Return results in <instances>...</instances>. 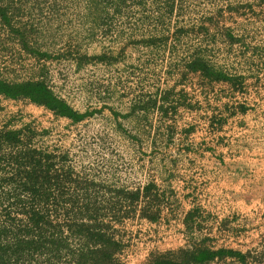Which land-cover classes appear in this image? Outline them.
<instances>
[{
    "label": "rangeland",
    "instance_id": "1",
    "mask_svg": "<svg viewBox=\"0 0 264 264\" xmlns=\"http://www.w3.org/2000/svg\"><path fill=\"white\" fill-rule=\"evenodd\" d=\"M165 2L128 0L117 8L116 0H1L11 21L0 19V79L44 81L75 110L91 113L75 122L0 94V131L23 129L29 147L52 155L59 182L39 186L78 193L77 205L86 193L100 207L126 205L114 190L151 181L169 191L159 221L139 217L141 198L135 217L115 225L122 262L145 264L151 252L208 236L213 247L250 250L249 264H264V0H176L171 15L162 13ZM177 26L188 31L179 39ZM196 26L210 30L196 34ZM195 53L233 80L182 69ZM102 54L106 61L97 59ZM174 86L190 107L174 111L166 103L168 118L160 102L139 108ZM11 152L0 145V246L7 253L18 235L27 237L19 213L27 207L16 201L22 184L9 179ZM68 196L63 207L76 203ZM196 206L202 230L188 234L183 220ZM6 258L2 264H16Z\"/></svg>",
    "mask_w": 264,
    "mask_h": 264
},
{
    "label": "trees",
    "instance_id": "2",
    "mask_svg": "<svg viewBox=\"0 0 264 264\" xmlns=\"http://www.w3.org/2000/svg\"><path fill=\"white\" fill-rule=\"evenodd\" d=\"M127 1L116 0V7L124 6ZM165 1V11L162 13L173 14L176 10V0ZM0 19L4 24H10L8 7L2 6V4H0ZM185 29V26H177L174 32L175 37L179 39L182 33L188 32ZM204 30L209 31L210 29L207 26H196L194 31L199 34ZM229 39L233 42L236 41L232 35L229 36ZM161 41L166 42L167 38H162ZM97 59L106 61V55L97 56ZM185 67L201 72V75L208 79L211 78L213 81L233 80L222 72H215L213 68L202 61V55L199 53H195L193 60L184 65L182 69ZM184 74L182 72V77ZM0 94L14 99H29L33 103L43 105L55 114L70 118L75 122L82 121L91 113L75 110L64 98L52 93L44 81L7 82L0 79ZM182 94L183 90L177 92L174 86L170 90L156 93V96L152 98L150 96L148 100L141 103L139 108L147 111L149 106L156 107L160 102L158 108L161 118H168L172 112L165 106L166 103H170L172 105L170 107L174 111L180 105L190 107L186 94L183 96ZM133 110L135 111L136 107ZM188 129L186 128V131ZM24 132L23 129L0 131V145L3 144L13 150L7 156V161L15 165L16 172L9 179L22 184L21 192L16 194V201L27 207L19 210V213L27 218L25 226L27 237L18 235L15 242L9 247L8 253L0 246V264L6 261L7 255L9 260L14 258L16 264L23 259L32 263L36 257L45 258V264H54L55 262L62 264L63 257H67L64 264H126L118 257L124 243L115 225L123 223L126 218L135 217L139 211L137 204L141 198L147 199V202L140 208L139 217L151 222L159 221L163 214L160 200L161 197H166L169 191L158 188V185L151 181L142 188L114 190L115 198L125 201L126 205L115 203L100 207L90 199L91 196L88 193L82 197L85 198V202L77 205V199L80 196L78 193L65 194V192H58L56 189L53 191L48 187L39 186L51 183L53 179L59 182V176H53L50 173L54 167L53 156L44 155V152L29 147L24 142L26 137ZM1 161L0 157V163ZM70 175L68 174L66 178L71 179ZM171 193L174 194L175 190H171ZM65 195H69L67 199L71 202L76 201V203H72L71 207H63L59 203ZM52 201L56 204L49 208V203ZM107 208H109L108 213L105 212ZM201 208L196 206L186 212L183 222L185 232L188 234L198 231L201 233V225H198L196 220ZM211 240L212 238L208 236L195 238L186 246L151 252L145 264H220L228 261L249 264L253 257L250 250L243 252L230 247L215 248L211 245Z\"/></svg>",
    "mask_w": 264,
    "mask_h": 264
},
{
    "label": "crops",
    "instance_id": "3",
    "mask_svg": "<svg viewBox=\"0 0 264 264\" xmlns=\"http://www.w3.org/2000/svg\"><path fill=\"white\" fill-rule=\"evenodd\" d=\"M203 76V75H202Z\"/></svg>",
    "mask_w": 264,
    "mask_h": 264
}]
</instances>
